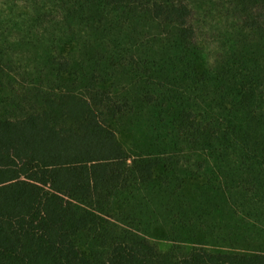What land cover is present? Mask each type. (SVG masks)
Returning <instances> with one entry per match:
<instances>
[{"label":"trees","instance_id":"16d2710c","mask_svg":"<svg viewBox=\"0 0 264 264\" xmlns=\"http://www.w3.org/2000/svg\"><path fill=\"white\" fill-rule=\"evenodd\" d=\"M11 6L0 264H264V0Z\"/></svg>","mask_w":264,"mask_h":264},{"label":"rangeland","instance_id":"374dc122","mask_svg":"<svg viewBox=\"0 0 264 264\" xmlns=\"http://www.w3.org/2000/svg\"><path fill=\"white\" fill-rule=\"evenodd\" d=\"M14 1L15 0H0V10L2 9L4 11H7V13L12 12V10L16 7V6H13V7L11 6L14 3ZM4 3H5V5H4ZM7 4H9L10 6H6ZM14 5H17V3H15ZM198 69L200 71L203 70V65H201V63L198 64ZM113 128L116 132V135H117L119 141L125 147H128L129 141H130V134L116 124H113ZM149 238L154 243L157 244V247L161 251H165L168 248L169 243L166 240V231H165L163 225L156 226L154 229H152V232H151V235L149 236Z\"/></svg>","mask_w":264,"mask_h":264}]
</instances>
